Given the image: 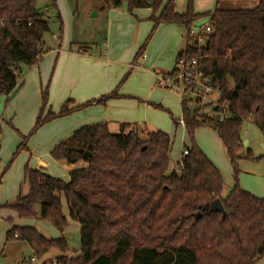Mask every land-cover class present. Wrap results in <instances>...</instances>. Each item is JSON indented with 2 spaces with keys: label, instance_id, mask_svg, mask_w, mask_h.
<instances>
[{
  "label": "trees",
  "instance_id": "1",
  "mask_svg": "<svg viewBox=\"0 0 264 264\" xmlns=\"http://www.w3.org/2000/svg\"><path fill=\"white\" fill-rule=\"evenodd\" d=\"M101 1L107 9L126 2L130 13L150 8L155 28L177 24L188 33L201 19L209 21L213 32L201 52L203 69L219 87V102L231 116L221 121L216 113H200V106L191 112L188 100L183 101L191 145L179 171H170L172 141L163 130L140 132L137 124L122 123L114 133L107 122L80 127L52 150L54 158L75 165L69 179L26 166L28 192L4 205L20 219L51 223L61 236L49 238L35 226L14 225L8 241H27L37 258L54 249L62 252L44 264H255L264 255V198L242 188L238 160L264 159L250 148L242 154L241 135L246 119L264 133V0L250 8L216 6L204 13L196 12L195 0H187L184 12L177 10L176 0ZM50 23L38 0H0V96L16 91L24 69L38 65L50 50L44 40ZM197 48L187 43L177 57L195 56ZM116 96L115 90L76 106L69 99L59 112L44 115L49 108L46 88L35 129ZM1 121L0 114V129ZM201 126L217 131L231 158L235 181L225 196L220 169L195 142ZM76 144L79 149L73 148ZM85 151L92 156L85 157ZM63 198L69 218L81 224V250L73 255L64 235L69 218ZM216 198H221L226 215L206 211L197 218L201 206Z\"/></svg>",
  "mask_w": 264,
  "mask_h": 264
},
{
  "label": "rangeland",
  "instance_id": "2",
  "mask_svg": "<svg viewBox=\"0 0 264 264\" xmlns=\"http://www.w3.org/2000/svg\"><path fill=\"white\" fill-rule=\"evenodd\" d=\"M216 1L198 0L197 9L203 12L209 11L216 6ZM219 1L230 2L236 8L250 7L253 2V0ZM55 3L54 0H38V6L41 11L51 19V30L44 36L46 46L50 49L56 47L58 43H73L74 46L86 47L90 52L100 53L101 51L105 52L108 47L110 48L108 46L110 41H117V37L115 34L111 36L109 29V10L104 7V3L101 0H55ZM179 6L180 8H185L187 0H179ZM119 8H124L130 13L126 2ZM96 9L98 14L92 16ZM138 10L139 13L137 15L130 13L136 18L135 25L125 28L124 39L127 44L130 43L128 45L129 49L131 44H135V41H127V39H134V34H138L137 29L142 31L145 33L141 43L144 47V53L154 57L155 53H159L169 39L167 31H164V28H166L164 26L166 25L162 23L155 28L152 20L149 19L152 10L150 9V13H147L148 9L146 8ZM58 13L61 15V20L58 18ZM205 20V18L201 19L196 25L204 23ZM183 32L185 33L183 47H185L188 43V33L185 27ZM59 36H61V39H59ZM141 60L140 58L139 63H142ZM175 61L170 62L172 63L171 65L170 63L159 64L158 67H161L164 73L170 72L175 67ZM131 68L132 66L124 72L120 78V84L118 83V92L127 83L125 88L128 94L117 96V98L121 99V105L109 110L106 107L107 100L105 104H97L103 106L99 111H97L98 109L86 110L87 107H85V110L82 108L83 111L76 115H73L76 111L68 114L69 116L73 115L71 117L64 115L57 117L59 119L56 121L52 119L37 130L35 125L42 107V93L46 88H48L49 92L50 88L49 84H45L41 89L33 79L27 78L26 80L28 68H25L19 77V86L16 91L9 96H0V114L2 116L0 129V175L2 174L4 188L9 187L13 191H18L22 186H26L27 182H24L26 166L36 168L40 163V159L49 161L48 168L46 167L47 169L44 170L57 177L69 179V172L72 168L67 167L64 164L66 163L64 160L54 158L52 150L58 143L71 136L73 129H77L85 121H94L95 119L97 121L100 116H106L110 119H112V116H117L124 123H143L149 128L167 131L172 138L169 154L171 160L170 171H179L183 150L185 147L188 148L184 145H191L186 126L180 124V119L184 118L182 96L175 89L161 86L158 75H156L155 80L151 79L150 81L140 75L132 78L131 76L135 69L132 70ZM213 97H218V94H214ZM187 102L191 112L200 106L194 100H188ZM50 110L53 112L60 111L52 107L49 94V108L45 110L44 115ZM211 110L212 106H204L201 107L200 113L211 114L213 113ZM64 117L69 119H64ZM76 118H78L76 123H79L77 128H70L73 126L72 123L70 124L71 120ZM111 121L109 124L110 130L114 133L119 132L120 123L115 118ZM144 128L139 125L137 127L140 132L144 131ZM241 135L243 140L247 139L249 142L248 146H244L242 142V154L246 153L248 148L252 149L255 156L264 154V133L253 121L250 119L244 121ZM142 137L147 138L146 135ZM195 142L210 159L217 163L223 174L224 189H230L235 181L234 168L225 144L217 131L209 126L198 127L195 131ZM20 145H22V148L18 149ZM238 164L240 185L243 186L245 184L257 192H264L262 184L264 159L241 158L238 160ZM11 190L8 193L9 195H11ZM16 200L12 203H15ZM37 210H39V207H37ZM30 220L47 237L52 238L55 234L59 237L61 232L51 223L41 220L46 225L39 222L35 224L36 220L40 219ZM71 224L68 223L64 235L68 242V253L73 255L79 252L81 248V234L80 228H75ZM16 243L7 245L4 255L0 256V264H44L43 261L47 258H54L62 253L54 249L45 256L33 261L32 258L35 253L32 247L27 242ZM255 264H264V255Z\"/></svg>",
  "mask_w": 264,
  "mask_h": 264
},
{
  "label": "crops",
  "instance_id": "3",
  "mask_svg": "<svg viewBox=\"0 0 264 264\" xmlns=\"http://www.w3.org/2000/svg\"><path fill=\"white\" fill-rule=\"evenodd\" d=\"M197 2L198 0H195L196 12L204 13L203 11L197 9ZM176 3H177V10L179 12H184L186 10L187 6L185 8L184 7L180 8L179 0H177ZM257 3L258 0H253V2L251 3L252 5H250V7H254ZM216 6H220L223 8H236L233 7V5L230 4V2L224 3L223 1H219V0L216 1ZM215 7L213 9H210L209 11L214 10ZM250 7L246 6L240 8H250ZM146 9H148L147 13L151 12L150 8H146ZM108 10L110 14L109 29L111 32V36L112 34H115V36L117 37L116 39L117 41H112V42L110 41V45L108 44L110 48L108 47V49L105 52L101 51L100 53H93L90 52L89 49L87 48L74 46L73 43H69V44L58 43L56 47L50 49L44 55L43 59L39 62L38 65L28 68L27 70L28 72L26 73V80L27 78L33 79L36 83H38V86H40L41 89L44 87L45 84H49L50 102L52 104V107H54L56 110H60L62 105L69 99L73 100L71 106H76L83 104L92 99L102 98L104 95L110 94L115 90L118 92L117 87L119 86L118 83L120 84L121 82L120 78L121 76H123L124 72H126V70L130 66H132L131 68L132 70L135 69L133 70L134 73H132L131 76L132 78H136L140 75L147 81H150L151 79L155 80L156 75L159 72L164 71L161 69V67H158V65L174 62L178 52L186 48V45L185 47H183L184 36H185V33L183 32L184 27L177 24L163 23L166 25L164 26L166 27L164 28L165 29L164 31H167L168 33L169 36L168 41L165 43V46L161 48L159 53L158 52L155 53L154 57H151L148 54L144 53L143 50V54L139 55V57L142 59L141 60L142 63L141 62L139 63L140 58L138 56L136 57V55L139 49L142 47L141 43L144 39L145 33L137 29L138 34L137 33L134 34V39L133 38H131L130 40L127 39V41H135V44L134 45L131 44L130 48L128 49V45L130 43L127 44L126 40L124 39L125 28L128 26L131 27L134 26L136 18H134L133 14L128 13L124 8L122 9L115 8ZM137 13H139L138 9L135 10L134 14L137 15ZM171 64L172 63H170V65ZM126 85L127 83L121 87L120 89L121 91L119 90L118 95L128 94V91L125 88ZM130 94H134V93H130ZM121 103H122L121 99L117 98V96L112 97L108 100L106 107H108L109 110H112L114 107L121 105ZM102 107H103L102 105L96 104L87 107L86 110L98 109L97 111H99V109H101ZM81 111H83V109L76 111V113H74L73 115H76ZM71 116L67 115L66 117H71ZM114 118L120 124L124 123L121 120H119L120 119L119 117L112 116V119ZM57 119L59 118L54 119V121H56ZM64 119H69V118L64 117ZM112 119L106 116L105 117L100 116L97 121L96 119L94 121L93 120L85 121V123L83 122V125L77 128L79 123H76L78 121V118H76L75 120H71L70 124L72 123L73 126H71L70 128L79 129L84 125L96 124L101 122H107L108 124H110L112 122L111 121ZM130 124H137L139 126L145 127L144 129H151V130L153 129V128H149L146 124L143 123L134 122ZM77 129H73V130L75 131ZM169 136L171 138L170 134ZM184 146H188V145L185 144ZM214 163L219 168L217 163L216 162ZM64 164L69 168H73L75 166V165H70L68 163H64ZM48 166H49V161L40 159V163L36 166V168L44 170L47 169ZM262 178H263L262 184L264 186V176ZM24 182L26 183L27 181L25 180ZM4 186L5 185L3 183L2 174H1L0 175V256L4 255V251L8 244L10 243L17 244L16 242H27L21 240L8 241L7 239L8 231L14 225L34 226L33 222H31L30 219H20L15 210L4 207V205L6 204H13L12 202L15 201L16 198H18L20 195L26 194L29 190L28 183H26V186L24 187L22 186L18 191L16 190L13 191L9 187L4 188ZM231 188L228 190L224 189V196L229 193ZM242 188H244L246 191H249L250 193L256 196L264 198V192H257L255 189L245 184L242 186ZM10 190H11V195L8 194ZM64 202L66 203V200L63 198V204H62L63 212L69 218L68 205L67 203L65 204ZM38 222L43 225H46L44 222H41V220H36L35 224H37ZM68 223L69 224L72 223L71 225H74L75 228L79 227L81 230V224L78 221L69 218ZM60 236L61 233L59 237ZM52 238H58V235L55 234L54 236H52ZM54 258H47L46 260L54 259ZM36 259H37L36 256L32 258L33 261Z\"/></svg>",
  "mask_w": 264,
  "mask_h": 264
},
{
  "label": "built area",
  "instance_id": "4",
  "mask_svg": "<svg viewBox=\"0 0 264 264\" xmlns=\"http://www.w3.org/2000/svg\"><path fill=\"white\" fill-rule=\"evenodd\" d=\"M212 32L213 27L209 21L194 25L188 32V44L196 45L198 53L188 58L177 57L172 71L159 72L157 75L159 84L175 89L182 96V101L194 100L200 104V107L212 106L211 112L216 113L218 119L222 121L231 115L228 109L220 104L219 87L213 83L209 76L205 75L202 64L201 52L207 44V36ZM214 94H218V97H213ZM217 108H220V111L217 112ZM180 124L186 126L184 118L180 119ZM188 150L185 148L183 155L187 154ZM180 167H182V163Z\"/></svg>",
  "mask_w": 264,
  "mask_h": 264
},
{
  "label": "water",
  "instance_id": "5",
  "mask_svg": "<svg viewBox=\"0 0 264 264\" xmlns=\"http://www.w3.org/2000/svg\"><path fill=\"white\" fill-rule=\"evenodd\" d=\"M98 14V10H94L92 16H96ZM218 117V116H217ZM248 140L245 139L243 140V145L244 146H248ZM264 146V144H263ZM74 149H79V145H74L73 146ZM85 157H89L92 156V153L85 151ZM206 211H218L222 213V216L224 217L226 215V209L224 207V204L221 200V198H216L214 200H212L211 202H207L205 203L203 206H201L200 210L196 213V217L199 218L202 216L203 212Z\"/></svg>",
  "mask_w": 264,
  "mask_h": 264
}]
</instances>
